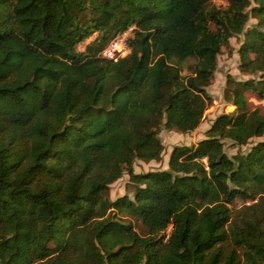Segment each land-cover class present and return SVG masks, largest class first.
Listing matches in <instances>:
<instances>
[{
    "label": "trees",
    "instance_id": "1",
    "mask_svg": "<svg viewBox=\"0 0 264 264\" xmlns=\"http://www.w3.org/2000/svg\"><path fill=\"white\" fill-rule=\"evenodd\" d=\"M131 27L129 53L105 57ZM239 34L240 69L258 78L228 76L237 111L166 169L135 172L161 158V126L200 124ZM247 92L264 100V0H0V264H264V140L224 150L264 134ZM124 173L134 194L112 200Z\"/></svg>",
    "mask_w": 264,
    "mask_h": 264
},
{
    "label": "rangeland",
    "instance_id": "2",
    "mask_svg": "<svg viewBox=\"0 0 264 264\" xmlns=\"http://www.w3.org/2000/svg\"><path fill=\"white\" fill-rule=\"evenodd\" d=\"M212 4L219 8H226L228 0H212ZM257 23V19L250 16L247 27L253 26ZM212 29H215L213 23L210 24ZM130 35V33H129ZM132 35V33H131ZM244 41V35L239 34L229 38V42L224 46L217 56V68L212 78V82L206 87L211 100L207 104L204 111V116L200 124L191 131L181 132L177 129H167L161 126L159 129V137L164 144V150L159 159L144 161L142 159H135L133 168L135 172H147L153 170H162L168 167V159L171 149L175 145L196 144L200 139L206 137V130L210 127L213 120L220 114L233 112L235 113L236 106L225 98V91L227 89V78L232 76L235 80H246L248 78H258V74L244 73L240 69V58L238 48ZM82 48V46H81ZM194 63L193 59H189L182 64V73L188 74L191 72V67ZM246 105L248 109L259 108L264 115V100H260L255 94L251 92L246 93ZM264 140V134L261 136H254L245 144H236L230 139H224V150L230 156L236 153H245L257 141ZM124 194L130 197L134 194V185L129 180V175L124 173L120 178L110 184L108 195L110 199L114 200ZM250 200L236 198L232 206L240 207ZM136 230L143 229L141 222L131 219Z\"/></svg>",
    "mask_w": 264,
    "mask_h": 264
},
{
    "label": "built area",
    "instance_id": "3",
    "mask_svg": "<svg viewBox=\"0 0 264 264\" xmlns=\"http://www.w3.org/2000/svg\"><path fill=\"white\" fill-rule=\"evenodd\" d=\"M132 27L127 31L118 34L113 38L103 50V55L107 58L116 59L129 53L130 46L128 38L131 36ZM130 33V35H129Z\"/></svg>",
    "mask_w": 264,
    "mask_h": 264
}]
</instances>
